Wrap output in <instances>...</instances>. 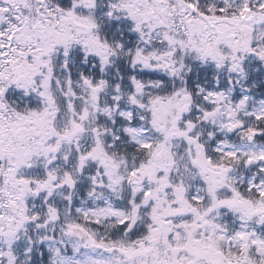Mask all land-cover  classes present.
I'll return each instance as SVG.
<instances>
[{
  "label": "snow or ice",
  "instance_id": "obj_1",
  "mask_svg": "<svg viewBox=\"0 0 264 264\" xmlns=\"http://www.w3.org/2000/svg\"><path fill=\"white\" fill-rule=\"evenodd\" d=\"M0 264H264V0H0Z\"/></svg>",
  "mask_w": 264,
  "mask_h": 264
}]
</instances>
